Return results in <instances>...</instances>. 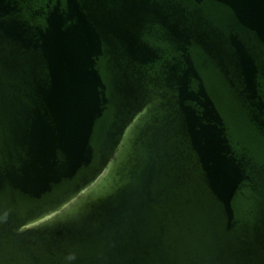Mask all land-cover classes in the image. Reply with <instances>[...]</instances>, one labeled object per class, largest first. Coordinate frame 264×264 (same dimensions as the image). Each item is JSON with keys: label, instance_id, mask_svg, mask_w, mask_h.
Returning <instances> with one entry per match:
<instances>
[{"label": "water", "instance_id": "95a60500", "mask_svg": "<svg viewBox=\"0 0 264 264\" xmlns=\"http://www.w3.org/2000/svg\"><path fill=\"white\" fill-rule=\"evenodd\" d=\"M0 264H264V0H0Z\"/></svg>", "mask_w": 264, "mask_h": 264}]
</instances>
